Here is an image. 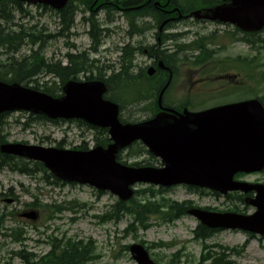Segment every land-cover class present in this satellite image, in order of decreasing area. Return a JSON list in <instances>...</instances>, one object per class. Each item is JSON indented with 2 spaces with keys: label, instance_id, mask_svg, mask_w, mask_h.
Listing matches in <instances>:
<instances>
[{
  "label": "water",
  "instance_id": "95a60500",
  "mask_svg": "<svg viewBox=\"0 0 264 264\" xmlns=\"http://www.w3.org/2000/svg\"><path fill=\"white\" fill-rule=\"evenodd\" d=\"M14 1L61 10L69 0ZM230 1V5L200 11L193 16L230 23L245 32L263 30L264 0ZM154 73L153 68L148 72L150 76ZM164 91L159 96L160 107ZM64 92V97L53 100L18 84L0 82V115L26 111L53 120H81L109 130L112 144L108 149L76 152L4 144L0 147L1 153L42 162L60 180L111 191L123 201L133 197L131 187L136 184L164 187L186 184L222 195L256 192V197L248 202L257 208L251 216L203 210L188 213L210 229H242L264 235V185L234 180L237 174L264 170V107L258 100L202 112L185 110L179 114L166 110L150 121L122 124L118 106L103 99L106 88L102 83L69 82ZM136 142H142L153 156L162 160L164 167L131 168L117 163L119 151ZM24 217L38 218L34 212ZM131 253L138 264H155L142 245H133Z\"/></svg>",
  "mask_w": 264,
  "mask_h": 264
},
{
  "label": "rangeland",
  "instance_id": "374dc122",
  "mask_svg": "<svg viewBox=\"0 0 264 264\" xmlns=\"http://www.w3.org/2000/svg\"><path fill=\"white\" fill-rule=\"evenodd\" d=\"M75 3L77 4L78 1ZM24 8L34 17L32 25L37 24L39 28L46 26L49 28V33L53 35L59 33L61 30L62 27L59 24V19L53 13L47 12L39 6L24 5ZM93 12L97 14V18L101 23L100 27L110 28L115 31V33L111 34L103 32L101 29L100 38L103 44L99 47V51L91 56L92 59H96L100 63L99 71L108 76L112 73L109 67L116 66V64L118 66L121 48L131 43V38L126 33L129 29V21L121 13L117 14L114 18L109 17L108 21H106V14L97 10V8ZM91 13L90 11L79 12L72 32L69 31L63 35L54 36L53 39L46 43L48 45L45 50L41 49V53L45 54L46 62L53 63L54 60H63L68 52L79 53L89 50V48L91 50V39L88 35L90 28L88 23L83 20V17H90ZM190 28L194 35L199 34L201 36H208L215 30L211 25L202 24L190 25ZM218 29L219 40L215 48L224 47V51L219 55L220 62L224 60H232L234 62L238 57H242L253 60L252 67H246L242 71L238 69L231 70L229 73L230 77H225V79L219 81L220 77H216V73L203 75L201 69L197 67L184 66L179 71L178 85L171 94L172 98L178 100L186 97L189 94L187 91L191 87L194 93H199L198 98L200 99L208 100L217 96L216 100L207 101L206 103V107H212L216 104H223V98L226 101L224 103H228L241 97L240 95L231 94L229 97L222 96L224 90L229 92L235 86L239 88L240 86L243 88H254L255 84H257V92L264 94V84L260 82L261 70L264 68V33L261 34V39L255 47L250 49L243 43H232L221 39L225 30L232 31V29H226L225 27H219ZM134 31L136 30L134 29ZM136 38L135 42L142 39L141 37ZM146 38H148L147 34ZM46 39L48 38L46 37ZM192 39V36H189L185 42H190ZM31 48V45L25 46L21 54H29ZM40 48L42 47L40 46ZM8 56L5 51L0 50V60H6ZM240 61L243 63L242 60ZM134 63L143 68L148 64V60L146 57L141 56L137 57ZM99 71L96 70L94 73L99 75ZM80 78L84 80V76ZM46 80H50L49 83L52 84L55 79L51 76L42 75L41 83ZM204 87L208 90H202ZM122 92L120 95H124L123 98L126 99L125 89ZM243 95L245 97L251 96L246 92ZM150 110L151 105L149 103L128 105L125 108L124 116L129 120L140 121L150 116ZM29 117L28 113L23 112L11 113L6 118L4 117L5 123L1 127L4 129L5 134H7V141L9 143L58 147L59 143L63 142L65 143V149L74 148L84 142L87 144L85 145L86 147L94 145L95 132L84 126H80L77 123H61L57 125L48 121L36 120L35 117L33 119ZM128 152H131V150ZM127 159L128 163L146 164L151 161L149 156L145 154L141 156L137 155V157L132 156ZM53 180L50 178L47 181L44 179V174H39L37 177H28L14 172L11 173L7 170L0 172V194L12 188L20 198V204L16 206H8L0 198V214L3 210L11 212L14 208L20 212L24 211L26 210L25 204L31 202H36L38 205L40 219L37 223L27 222L25 224L26 222L23 223L19 218L17 221L12 220L7 222L8 227H24L28 237L31 238L28 244L32 251L39 255L48 252L49 246L38 245L35 241L38 239L44 240L48 235L55 233L59 238L92 240L96 247L95 254L100 256V258L98 259L97 257L96 260L89 261L86 264H136L130 252H126L124 247L138 243L141 240L146 242L149 247L153 246L151 251L152 256L160 264H168L176 253L179 254L177 255L178 257H181L182 262L186 264L198 263L202 253V245L201 242L194 239L193 232L199 224L198 220L194 217L187 215L173 224H168L164 223L161 218L152 215L150 219L154 224L151 229L146 232L139 231L135 234L125 235V230L130 222L129 218L117 224L106 222L105 225H99L100 219L93 217L103 216L106 212L109 214L112 206L118 201L117 197L109 193L99 194V192L88 186L50 184L49 182H53ZM242 180L264 182V174L249 175L243 177ZM158 198H165L166 200H174L176 202H189L196 207L215 210L218 208L225 210L230 207L223 198H216L208 194H197L188 190V187L185 186L171 188L168 192L159 191ZM73 202L83 204V206H76L72 210L66 211L58 209V212H56L57 207L63 206L64 208H68V206L74 204ZM238 206L244 208L242 205ZM51 212L56 217L53 221L49 220ZM248 213H253V210L248 209ZM247 240L248 236L241 232H221L208 240L207 244L210 246L219 244L233 248L242 246ZM0 242L2 241L0 240ZM160 242L164 246H168L169 249L155 248L157 245L153 244ZM18 249L19 245L17 244H12L9 247V250L16 251ZM0 256L2 258L8 257L5 252H2ZM233 259L237 264H264V241H260L259 238L250 240L245 252L233 257ZM14 264H20V262L15 260Z\"/></svg>",
  "mask_w": 264,
  "mask_h": 264
},
{
  "label": "trees",
  "instance_id": "16d2710c",
  "mask_svg": "<svg viewBox=\"0 0 264 264\" xmlns=\"http://www.w3.org/2000/svg\"><path fill=\"white\" fill-rule=\"evenodd\" d=\"M75 0H72L69 6L63 10L62 12L58 13L57 16L60 20V24L63 29H68L74 24L75 18H76V11L77 7L73 5ZM82 4L86 6H96V0H79ZM160 1L162 3L167 2H175L179 3L183 6V9L185 11L192 10L193 8H200L202 6H209L218 4L221 2V0H155ZM98 3V2H97ZM23 6L17 2H13L12 0H0V27H3V23H1V20L6 16H14L18 13V11L23 10ZM91 24V38L93 47L92 49L94 51H97V46L100 44L101 38L97 36V23L92 18L90 19ZM18 31L13 30L12 33H2L0 32V50L5 51L9 56L7 57L6 61L0 62V80L7 82V83H25L28 81L31 82L35 80L34 78L38 77V75H41V73L45 72L47 74L54 75L55 77H58L60 81L63 83L64 81L68 79H76L82 72L87 71L90 68H93L95 63L94 60H90L88 53L85 52L84 54H77V55H67L68 59V65L62 66L55 63H48L44 59L43 55H41V50L37 53H30L29 55L22 56L20 58H17L16 56L21 53L23 48L26 45L34 46L38 43V41L41 42V47H44L47 41L42 40H31L30 38H27L29 35L26 34L25 27L23 25H18ZM13 36V37H12ZM256 35H246L243 38V41L247 44H249L251 47L257 44V40L250 39V37L255 38ZM13 38L17 42L15 47L13 49H5L7 46H13ZM48 40V39H47ZM242 40V39H241ZM41 49V48H40ZM197 50H199L198 47H196ZM203 51V50H202ZM212 53V52H211ZM208 52L204 51L200 57H196L195 61L193 62L195 67H200L202 64L209 60ZM24 58V59H23ZM35 58V59H34ZM39 58V59H38ZM23 59V60H22ZM34 59V65L30 67V62ZM166 63L170 64L171 60L168 57L163 58ZM39 60V64H38ZM132 60H133V54L132 51L128 52L126 51L122 57H121V69L120 72L115 75L114 80H109L107 83L109 84V91H108V98L112 99L116 102H120L123 104L122 98L115 97L114 91H112V87L114 90L118 91L117 93H120L119 90H124L123 88H130L132 92L137 94L136 92L139 91L136 87H132L131 85L138 83H144L147 89L145 92H140V95L135 97V103H141L142 101H149L150 98H152L153 91L157 92V89L159 90L161 86L156 89L157 85V79L150 80L146 76L144 72H139L137 75H133L131 72L132 67ZM179 61V60H178ZM39 66L40 68L37 69L38 71L31 70L28 71V68H36V66ZM62 66V67H61ZM28 77L29 80H28ZM261 82L264 84V68L261 70L260 74ZM91 79V78H90ZM99 79H102V77H99ZM146 80L148 82H146ZM36 81V80H35ZM38 83V82H37ZM115 83V85H113ZM131 86V87H130ZM134 86V85H133ZM38 90H42L45 93H50L54 96H59V92H61V87L58 85L54 86H48V84L41 85L38 83L34 87ZM159 92V91H158ZM261 101L264 104V96H262ZM154 104L152 105V110H154ZM6 118V117H5ZM4 116L0 117V145L2 143L7 142V134H5L4 129L1 127L2 124L5 123ZM37 120H45L43 117H36ZM81 124V123H80ZM83 124V123H82ZM84 125V124H83ZM96 144L107 146L109 144V139L107 136L106 131H102L99 136H96ZM144 153H147L146 149L140 145L137 144L134 147H132V151L130 152L131 155L134 156H141ZM8 169L12 172H18L24 175H28L31 177H36L40 173H43L48 180L51 178V175L44 169L42 164H32L30 162H27L25 160L17 159L12 156L2 155L0 153V170L1 169ZM158 190L154 188H146L144 190H138L136 194V198L133 199L129 204L124 203H117L114 206L113 210V216L114 219L117 221H120L126 216H130L132 219V222L129 224L128 228L126 229V234L130 233L131 231H147L149 228H151V224L149 222L150 217L153 215H159L162 217L163 220H166L168 222H172L174 220H177L184 216L187 212L188 205L187 204H179L176 202H172L170 200H166L165 198H158ZM233 197V196H231ZM240 199L243 200V197L241 196ZM214 235V232L211 230H208L207 228L203 226H199L195 231V239L201 240L203 242H206L209 238H211ZM13 238L17 242H23L24 238L22 233H17L13 236ZM153 247V246H151ZM155 247H166L168 246H155ZM88 249V247H87ZM204 252L197 264H236L234 261H232L233 255H239L243 251H245L244 247L241 248H228L223 246H214L209 247L207 245H204ZM19 257L25 261V264H33L32 263V255L25 253V251L19 252ZM89 256L85 258V262L89 261ZM77 258L73 254L66 253L63 257L60 258L58 261L57 259L49 261L48 258H45L41 261V264H74ZM168 264H183L181 260L178 258V256H174L173 259Z\"/></svg>",
  "mask_w": 264,
  "mask_h": 264
},
{
  "label": "bare ground",
  "instance_id": "6f19581e",
  "mask_svg": "<svg viewBox=\"0 0 264 264\" xmlns=\"http://www.w3.org/2000/svg\"><path fill=\"white\" fill-rule=\"evenodd\" d=\"M131 1H132V3L130 2V0H127V4L129 5V8H131L132 18L136 22V27L134 29L139 30L138 24H139L140 17L137 16L136 11L140 12L138 9L141 6V3H143L145 0H131ZM149 8L146 10V12L147 11L149 12ZM151 13H154V11H151ZM31 16H32V14L26 9V10L18 11V13L15 14L14 16H6V17H4L1 20V23H3L4 26L0 27V32H2V33H12V32H14L13 30H17V31L19 30L18 27H17L18 25H23L25 27L26 34L29 35L27 38H30L33 41L34 40H42V39L44 41H47L46 37L48 38L49 36H52L53 34L49 33V28L46 27V26H42L41 28H39V26L37 24H33L32 25V22L34 21V17L33 16L31 17ZM73 28H74L73 25L71 27H69L68 29H66V30L61 28L59 33L55 34L54 36H60V35L65 34L66 32H69V31L72 32ZM158 32H159L158 25L153 26L152 35H151L155 39V45L153 47V50L156 47L160 46L161 42L164 43V44H168V43L170 44L176 38H178L181 35L180 33H177V34H174V35H170V36L164 37L163 40L161 39V41H160V39H159V37L157 35ZM163 41H165V42H163ZM16 44H17V42L13 38V46H7L5 49H13ZM40 46H41V42L38 41L37 44L32 46V51H29V52L30 53L39 52L41 50ZM133 49H134V47H133ZM133 49H132V51H133ZM153 50H150V53H153ZM126 51L130 52L131 48H126L125 50H123L122 51V55ZM34 59L30 62V67L34 65ZM63 60H59L58 59V60H55L53 63L63 66V62H64ZM39 63L40 62L38 60V64ZM100 66H101L100 63L96 62L94 67H93V69H92V72H93L92 74H95L94 71H96V70L99 71ZM116 66H117V64H116ZM116 66H110L109 67V69L112 70V73L110 75L107 76L106 74H104V73H102L100 71H99V75L106 82L109 81V80H114L116 74H113V73L116 71ZM39 68L40 67L37 65L36 68H28L27 70L31 71V70H35L36 69V71H38L37 69H39ZM102 74H104V75H102ZM155 76L156 77H162V76H164V74H156ZM29 78L30 77H28V80H29ZM57 79H58V77H57ZM31 80L34 81L33 79H31ZM26 84H27V82L21 83V86H26ZM36 84L37 83L34 81V85H36ZM43 95L46 96V97H49L50 99H53V100H59V98H57L56 96H54V95H52L50 93L43 94ZM80 249H81V245L80 244H75L72 241H66L63 244V246H62V251H66L69 254H75L74 252H77ZM22 263L25 264V261L22 260Z\"/></svg>",
  "mask_w": 264,
  "mask_h": 264
},
{
  "label": "flooded vegetation",
  "instance_id": "af4514ba",
  "mask_svg": "<svg viewBox=\"0 0 264 264\" xmlns=\"http://www.w3.org/2000/svg\"><path fill=\"white\" fill-rule=\"evenodd\" d=\"M150 6V5H148ZM169 6H172V9L170 10H163V14L164 15H167V16H170L168 18H166V20L168 19V21L166 23H164L160 29H159V32H158V37L161 41V39H163V37H167V35H174V32L171 31V29L173 28V26L176 24V26L178 24L181 23L182 20H178V15H180L179 13V7L176 5V4H172V5H169ZM174 21L172 24L173 25H168V23ZM177 52L176 50L174 49V46L172 44H164V43H160V46L156 47L154 50H153V53H151L149 56L151 58H153V60H151V66H154V67H157V60H158V57H161V56H165V55H170V56H174L176 55ZM166 72V71H164ZM169 76V74H168ZM190 91V90H189ZM169 93V92H168ZM167 93V94H168ZM166 94V95H167ZM166 103V101H165ZM11 194H13V192L10 190ZM17 198L15 197H10V199H8V203L10 205H15L17 203Z\"/></svg>",
  "mask_w": 264,
  "mask_h": 264
}]
</instances>
